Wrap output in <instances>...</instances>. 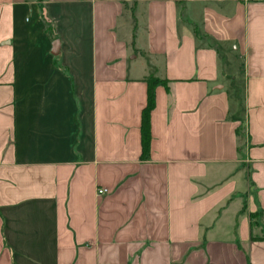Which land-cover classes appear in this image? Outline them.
I'll use <instances>...</instances> for the list:
<instances>
[{
	"label": "crops",
	"instance_id": "crops-1",
	"mask_svg": "<svg viewBox=\"0 0 264 264\" xmlns=\"http://www.w3.org/2000/svg\"><path fill=\"white\" fill-rule=\"evenodd\" d=\"M0 264H264V0H0Z\"/></svg>",
	"mask_w": 264,
	"mask_h": 264
},
{
	"label": "trees",
	"instance_id": "trees-1",
	"mask_svg": "<svg viewBox=\"0 0 264 264\" xmlns=\"http://www.w3.org/2000/svg\"><path fill=\"white\" fill-rule=\"evenodd\" d=\"M157 84V80L153 79L149 81L148 88V101L147 105L142 113V144H143V156L148 157L150 153V145H151V112L156 105V94L155 87Z\"/></svg>",
	"mask_w": 264,
	"mask_h": 264
},
{
	"label": "water",
	"instance_id": "water-1",
	"mask_svg": "<svg viewBox=\"0 0 264 264\" xmlns=\"http://www.w3.org/2000/svg\"><path fill=\"white\" fill-rule=\"evenodd\" d=\"M60 48V41L56 39L53 43V53H57Z\"/></svg>",
	"mask_w": 264,
	"mask_h": 264
},
{
	"label": "built area",
	"instance_id": "built-area-1",
	"mask_svg": "<svg viewBox=\"0 0 264 264\" xmlns=\"http://www.w3.org/2000/svg\"><path fill=\"white\" fill-rule=\"evenodd\" d=\"M98 192H99L100 194H102V193L108 192V189L102 187V188H99V189H98Z\"/></svg>",
	"mask_w": 264,
	"mask_h": 264
}]
</instances>
